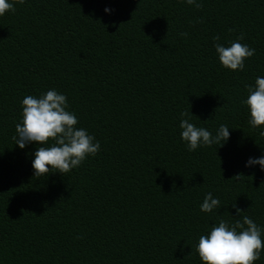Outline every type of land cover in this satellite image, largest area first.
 <instances>
[{"label":"trees","instance_id":"1","mask_svg":"<svg viewBox=\"0 0 264 264\" xmlns=\"http://www.w3.org/2000/svg\"><path fill=\"white\" fill-rule=\"evenodd\" d=\"M10 2L0 16V264H204L199 237L239 218L235 204L264 241V170L246 166L264 156V126L250 125L244 104L264 77V0ZM241 35L255 55L226 69L215 44ZM49 90L100 150L35 178L43 145L20 149L13 136L24 97ZM182 112L213 136L226 125L229 139L188 151ZM208 193L220 201L212 213L200 207Z\"/></svg>","mask_w":264,"mask_h":264},{"label":"clouds","instance_id":"2","mask_svg":"<svg viewBox=\"0 0 264 264\" xmlns=\"http://www.w3.org/2000/svg\"><path fill=\"white\" fill-rule=\"evenodd\" d=\"M23 3V0H19ZM197 9L203 7L198 0H185ZM8 11H15L10 0H0V16ZM109 12V9H105ZM231 31V30H230ZM187 36V33H181ZM216 41L219 36L214 37ZM241 35L230 46L215 44L216 53L222 66L232 71H242L245 60L255 55V49L240 41ZM250 112L249 123L253 128L264 126V77H257L254 86L248 87V97L244 101ZM22 123L16 125V135L13 136L16 145L24 149L31 143L43 145L35 152L32 162L34 177L38 178L50 172L63 175L80 166L88 156H95L100 150V143L86 129L77 128L78 119L74 113L67 111V97L56 90H49L40 97L26 95L22 101ZM220 109V108H219ZM218 110V109H217ZM192 114V113H191ZM180 122L181 139L186 142L188 151L194 152L200 146H212L225 143L230 137L229 128L221 125L213 136L202 127L190 122L188 112H182ZM264 136V132H261ZM49 141H52L50 146ZM223 145V144H222ZM259 165L264 170V156L250 158L246 166ZM243 175L233 177L239 180ZM220 201L211 193L205 196L201 211L212 213L218 208ZM239 218L229 224L220 219L217 226L211 228L207 235H201L195 247V252L204 264H254L264 251V241L261 239L262 229L247 215L240 218L243 212L236 204Z\"/></svg>","mask_w":264,"mask_h":264}]
</instances>
